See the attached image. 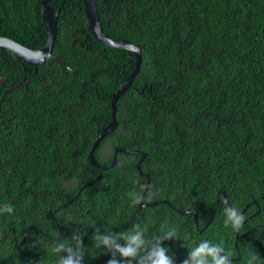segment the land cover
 <instances>
[{
  "label": "trees",
  "instance_id": "trees-1",
  "mask_svg": "<svg viewBox=\"0 0 264 264\" xmlns=\"http://www.w3.org/2000/svg\"><path fill=\"white\" fill-rule=\"evenodd\" d=\"M51 1L57 34L39 72L57 87L37 85L0 104V208H14L0 213V264L54 262L53 240L74 232L82 234L83 264H107L111 253L97 249L94 232L135 224L147 227V238L176 227L180 239L163 241L175 264L201 240L221 244L233 264H247L253 252L264 264V0H94L103 33L141 51L139 73L116 102L118 125L94 151L106 171L88 154L135 57L89 37L82 0ZM0 36L43 47L40 0H0ZM108 138L131 151L113 167L112 155L99 152ZM133 151L146 153L143 203L155 206L139 208L128 195L141 196L146 182ZM229 206L245 217L239 232L224 225ZM193 212L207 226L200 234Z\"/></svg>",
  "mask_w": 264,
  "mask_h": 264
},
{
  "label": "clouds",
  "instance_id": "clouds-1",
  "mask_svg": "<svg viewBox=\"0 0 264 264\" xmlns=\"http://www.w3.org/2000/svg\"><path fill=\"white\" fill-rule=\"evenodd\" d=\"M62 71H66V70H62ZM67 71L72 72V69L68 68ZM69 87H70V82L65 86V89H69ZM62 90L63 89L61 86H60V90H57L58 94L60 93V97L62 96ZM80 93L78 95H80ZM110 120H111V114H110ZM112 133H110L106 137L110 136ZM108 145L111 149V155H112L111 162H112L115 149L119 148L113 145L112 139L108 138L105 141V143H103L100 146L99 152L101 153L102 149ZM134 152L135 151H133L132 153L135 154ZM117 154H124V153H117ZM117 154H116V157H117ZM129 154H124V155H129ZM137 154H140V157L136 164L138 165V169H139V163L143 162V161L139 162L142 152L138 151ZM116 164H117V158H116ZM136 165H135V168H136ZM138 169L136 168L137 171ZM144 175L146 174H143L142 172V175L140 176H143L145 178ZM101 176H102V173H101ZM149 179H150V176H149ZM148 188H149V185H148ZM144 189H145V184H144L143 192H144ZM147 190H146V194H147ZM80 191L81 189L79 190V192ZM79 192H77V194H79ZM77 194L68 201L69 204H71L73 200H76L78 196ZM146 194H145V198H146ZM128 195L133 205H136V204L139 205V203L142 202L141 201L142 195L140 196L138 192H130ZM147 205L149 206L150 204H147ZM65 208H66V202L64 203V205L58 207L60 211L64 210ZM13 211H14V208L10 204H5L2 208H0V213L11 214ZM224 212H225V220H224L225 227L230 226L233 229V231L239 232L242 229L244 225V221H245V217L240 212L239 208L235 206H229L225 208ZM47 214H46V217H48ZM49 218H52V215ZM146 232H147V227L141 226L140 224L133 225L132 228L129 229L126 233H120V232L105 233V232H100V230L97 229L92 236V240L94 241L97 249L103 250V252L111 253V258L107 261V264H175V261L173 260V258L167 254L168 249L163 246V241L172 240V239H180L178 229L176 227L167 228V230H163L160 233V235L153 237V238H147ZM53 243L54 244H53L52 251L59 257V259H57L54 262H48L44 258V256H39V257L31 256L30 259H28L22 264H83L85 251H84V245L82 243V234L78 232H74L71 235V238L69 239L60 238V236L58 235L57 239L53 240ZM232 256L233 254L231 252L226 251L225 248L221 244L212 243L211 241H208V240H201L198 244H196L194 247H191L188 250L187 257L181 262V264H233ZM257 261H260V258L258 254L253 252L250 254L247 260V264H257Z\"/></svg>",
  "mask_w": 264,
  "mask_h": 264
},
{
  "label": "water",
  "instance_id": "water-1",
  "mask_svg": "<svg viewBox=\"0 0 264 264\" xmlns=\"http://www.w3.org/2000/svg\"><path fill=\"white\" fill-rule=\"evenodd\" d=\"M83 6H84V12L86 17V23L85 27L87 30V33L89 37L94 39L98 44L126 50L131 52L135 57V65L130 74L125 78V80L120 84L115 92L111 96L110 101V114H111V120L110 122L100 131V133L96 136L91 149L88 154V160L91 164V166L95 169L106 171L107 167L102 166L94 157V151L98 147L100 141L105 138L107 135L112 133L117 126L118 122L116 120V102L120 95H122L130 86L134 78L139 73L140 64H141V51L138 46L131 44L130 42L126 40L121 39H111L108 38L102 31L101 23L99 21L98 12L96 9L95 1L94 0H82ZM40 9H41V18L42 22L45 28V34H46V43L43 47L36 50L28 49L15 41L0 36V50L1 51H8L10 52L17 62H23L28 65H32L34 67H38L39 65H42L45 63L49 58L53 51L54 41L57 34V23H58V14L59 12H55L52 7V1L51 0H40ZM54 61L60 65L62 70H68V67H66L62 61L58 58H54ZM117 153H124L129 154L130 151L124 150L121 148H116L114 152V156L112 158V162L110 163V167H113L116 165V154ZM135 154L138 153V151L134 152ZM146 156L145 153L141 154V158L139 162H142L144 157ZM136 168L138 169V165H136ZM138 172L140 175H142V172L138 169ZM147 179L145 183V189L141 196V203H139L138 207H146L147 204H143V200L145 199L146 190L148 188V185L150 183L149 175H144ZM101 178V173L98 177H96L94 180L87 182L86 185L90 186L93 183H96ZM224 194V193H223ZM158 202L153 201L150 203L149 206H155ZM163 204L169 205L167 200L162 201ZM218 207V200L216 202V208ZM179 213H182L181 211H178ZM184 213H189V211H185ZM194 217L195 222V228L197 233H201L205 230L207 227L206 225L199 229L198 227V220H197V213H192ZM48 217L51 216V213L49 212L47 214ZM213 217V214L211 215V218Z\"/></svg>",
  "mask_w": 264,
  "mask_h": 264
},
{
  "label": "flooded vegetation",
  "instance_id": "flooded-vegetation-1",
  "mask_svg": "<svg viewBox=\"0 0 264 264\" xmlns=\"http://www.w3.org/2000/svg\"><path fill=\"white\" fill-rule=\"evenodd\" d=\"M76 43L77 45L80 44L78 40L76 41ZM101 49L104 50V48ZM88 51L90 52L89 49ZM11 55L5 53V50H0V62L6 65L5 68H1L0 65V104L1 101L4 100L7 96L8 101H11L12 95H21L22 93L25 95L29 88H35L37 85L42 90H47L52 85H54V88L57 87V84H55L54 80L50 81L49 78L45 77L46 72H39L41 66L51 59L52 53L50 55V58L38 67L17 62L15 60V57ZM95 56L98 57L101 56V54H95ZM55 57L56 56H53V61ZM56 78L57 76H54V79ZM58 90H60V88ZM27 93L33 94V90L28 91Z\"/></svg>",
  "mask_w": 264,
  "mask_h": 264
},
{
  "label": "rangeland",
  "instance_id": "rangeland-1",
  "mask_svg": "<svg viewBox=\"0 0 264 264\" xmlns=\"http://www.w3.org/2000/svg\"><path fill=\"white\" fill-rule=\"evenodd\" d=\"M111 155V149H110V147H109V145L108 146H106V147H104L103 149H102V151H101V156L103 157V158H107L108 156H110Z\"/></svg>",
  "mask_w": 264,
  "mask_h": 264
}]
</instances>
